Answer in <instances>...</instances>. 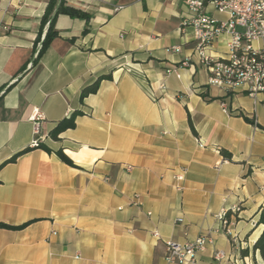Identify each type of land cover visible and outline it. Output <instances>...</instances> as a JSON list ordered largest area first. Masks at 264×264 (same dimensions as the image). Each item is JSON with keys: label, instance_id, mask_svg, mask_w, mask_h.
<instances>
[{"label": "crops", "instance_id": "0c3cea01", "mask_svg": "<svg viewBox=\"0 0 264 264\" xmlns=\"http://www.w3.org/2000/svg\"><path fill=\"white\" fill-rule=\"evenodd\" d=\"M49 1L0 0V223L26 224L0 229V264H170L166 242L200 236L209 242L191 264H216L218 250L229 256L220 264H262L252 246L264 228V94L209 85L181 0H56L41 27ZM61 1L90 18L56 14L57 36L37 57ZM227 40L206 54L226 59ZM33 109L50 154L31 146ZM234 206L228 235L218 216Z\"/></svg>", "mask_w": 264, "mask_h": 264}, {"label": "built area", "instance_id": "2783aa9c", "mask_svg": "<svg viewBox=\"0 0 264 264\" xmlns=\"http://www.w3.org/2000/svg\"><path fill=\"white\" fill-rule=\"evenodd\" d=\"M142 1V0H140ZM170 1V0H167ZM187 8L188 15L181 22V30L192 29L196 41V55L201 64L210 73L209 85L215 86L225 93L246 87L251 94H264V0H181ZM207 6L222 15L226 20L220 21L205 14ZM238 28L242 29L239 31ZM222 35L228 37L229 50L226 59H218L206 54L210 47ZM258 44V47L255 45ZM174 51H178L177 48ZM39 51L36 52L38 54ZM191 58H186L181 65L188 66ZM166 75L179 78L178 69H167ZM158 90L163 92L165 86L160 84ZM153 98L157 95L153 92ZM222 108L226 110L224 103ZM35 138L31 142L36 147L41 141V123L44 118L38 109H33L29 118ZM183 173L175 176L177 181L183 180ZM134 198H137L135 196ZM239 207L234 206L221 213L218 219L228 235L230 227L239 214ZM178 222H182L181 219ZM157 235V233H153ZM209 242L207 236H200L192 242L177 244L165 243V261L170 264L195 263L197 256L204 251ZM78 258V256L76 257ZM229 256L221 250L214 252L216 264L227 261ZM240 264H252L244 259Z\"/></svg>", "mask_w": 264, "mask_h": 264}, {"label": "trees", "instance_id": "16d2710c", "mask_svg": "<svg viewBox=\"0 0 264 264\" xmlns=\"http://www.w3.org/2000/svg\"><path fill=\"white\" fill-rule=\"evenodd\" d=\"M55 5H56V0L49 1L45 15L43 16V19H42L41 27H43L49 21ZM57 14H64V15H67L71 18H78V19H83L86 21L89 20V18H90V16L88 14H86V13H84L78 9H75V8H72L69 6H65L63 4V1H61V3H60ZM54 19L55 18H53L51 23L48 25L47 33H46L45 38L42 42L41 49H40L37 57H39L44 52V50L51 43L52 39L55 36H57V32L54 30ZM105 79H110V76L100 77L92 85L83 88L81 93H80V101L82 102L83 99L85 97H87L88 95L96 93L98 90L99 83L101 82V80H105ZM81 115H82V113L80 111H75L69 116V118L63 119L62 121H60L56 125V127L51 131V133H50L51 139L53 141H58L59 140L58 136L62 132H64L65 130H68V129H73L75 127V119ZM245 120L247 122H249L248 119L245 118ZM36 148L43 149L45 152H47L49 154L51 153L50 149H48L44 145L38 144L36 146ZM29 150H30V148H27V149L23 150L21 153L27 152ZM55 154L63 163L67 164L68 166L74 167L71 160L63 154L62 150L56 151ZM224 154L226 156H228L227 153H224ZM14 160H15V158L11 159V161H14ZM257 215H258L257 225H262L264 227V205H262L259 208V210L257 211ZM25 226H26V224L15 227V226H9V225L0 223V229H8V230H20V229H23ZM252 250H253V252L257 251L259 253V255L262 259V264H264V228H263V231L261 232L260 236L256 240V242L252 246ZM242 254L244 256H246L248 253H247V251H242Z\"/></svg>", "mask_w": 264, "mask_h": 264}, {"label": "water", "instance_id": "95a60500", "mask_svg": "<svg viewBox=\"0 0 264 264\" xmlns=\"http://www.w3.org/2000/svg\"><path fill=\"white\" fill-rule=\"evenodd\" d=\"M57 10H58V8L55 10V12H54V14H53V16H52V18H51V20H50V23H51V21L53 20V18L55 17V15L57 14Z\"/></svg>", "mask_w": 264, "mask_h": 264}]
</instances>
